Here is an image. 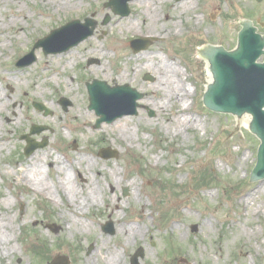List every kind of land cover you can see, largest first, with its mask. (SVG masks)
Here are the masks:
<instances>
[{
	"label": "rangeland",
	"instance_id": "1",
	"mask_svg": "<svg viewBox=\"0 0 264 264\" xmlns=\"http://www.w3.org/2000/svg\"><path fill=\"white\" fill-rule=\"evenodd\" d=\"M18 1L28 15L36 17L35 21L33 17L24 18L15 28L6 29L7 16L13 12L14 5L10 1L0 2V39L3 34L12 36L18 32L20 36L19 40H6L5 49L0 45V75L13 71L16 72L13 76L19 77L13 89L0 84L1 91L14 98L13 106L20 117L15 125L8 126L6 115L11 107H2L0 134L7 135L10 142L0 153V215L9 216L11 227H1V230L10 235L13 252L6 258L0 257V264H50L65 260V257L69 258L65 264H85L87 260L100 264L105 251L110 255L116 253V264H131V255L138 248L143 253V257L138 258L139 264H264V212L254 214L252 211L264 202V182L252 186L249 181L259 141L247 129V116L240 126L234 117L216 115L203 107L202 93L209 78L206 62L196 54L203 40L232 49L240 19L264 22V0L261 3L255 0H191L193 10L201 15L191 20L186 16L180 20L176 17L177 11H171L172 4L182 0H162L155 4L159 19L153 23L147 19L136 21L135 13L144 9L148 0L128 2L131 12L126 17L113 16L103 6L104 0L88 3L80 0L72 11L65 8L66 11H62L65 13L53 14L37 0H14ZM108 11L110 21L103 26ZM164 13L173 14V19L166 21ZM40 15L41 21L37 23ZM84 17H93L97 22L92 36L69 49L77 54L73 62L69 61L72 68L66 67L67 82L71 81L68 87L51 59L64 52L45 55L41 48L34 49V60L29 53L37 40L71 19L83 22ZM129 17L133 24L128 23ZM180 21L189 23L191 30L187 25L177 24L180 32L167 34L172 23ZM135 31H153L165 37L164 43L155 42L141 52L158 55L154 58L155 64L167 59V63L179 67L170 77L185 84L188 95L182 102L175 98L168 103L161 101L164 72H167L163 68L144 67L148 58L140 61L138 53L130 50L128 40ZM260 31L264 33V29ZM30 60L27 66H16V63ZM54 73L57 79L53 76L52 83L36 89L38 79ZM122 73L124 78L118 79ZM146 75L147 80L144 79ZM97 79L110 86L128 84L135 90L139 98L134 108L129 107L134 113L103 122L99 128H95L96 113L94 119L84 122L72 120L71 110L95 112L88 109L86 88ZM66 86L70 90V101L64 109L61 102L53 98L55 92L63 91ZM35 90L39 95L33 96ZM35 102L45 104L48 114L34 108ZM181 107L190 108L189 113L200 120L199 129H183L179 135H173L172 127L167 128L166 123ZM149 110L153 112L151 116ZM55 113L61 115L63 122L59 129H56ZM44 118L50 123L44 122ZM122 118H129L127 124L136 132L131 142L116 138L112 124ZM205 123L207 128H204ZM33 124L44 130L31 137L37 141L45 137L48 140L46 147L34 153L49 151L61 157L68 167L74 168L69 172L76 177L79 186L83 187V174L92 182L98 177L102 186L99 195L103 200L99 199L98 205L88 208L80 217L89 225L87 232L75 233L74 229H68L72 221L66 205L55 204L43 193L35 192L30 184L16 180L19 176L17 166L27 160L23 154L25 141L20 137L29 133ZM101 148L115 149L118 157L101 158L98 154ZM84 157L91 159L94 167L88 169L82 160ZM112 169L118 171L115 180L110 174ZM95 170L102 175L96 176ZM47 174L49 184L54 177L50 172ZM257 188L262 191L246 204L243 201L246 195L256 192ZM126 189L127 195H124ZM110 199L114 204H110ZM21 213L24 214L22 220ZM108 220L113 222V235L102 230ZM131 224L139 225L142 235L126 237L118 232V228ZM192 225H197L196 231H192ZM243 230L255 232L247 244L248 238L241 233ZM183 233L186 234L184 238L181 237ZM103 240L106 250L101 248ZM91 245L93 249L87 255L85 250ZM257 247L260 249L254 252Z\"/></svg>",
	"mask_w": 264,
	"mask_h": 264
},
{
	"label": "bare ground",
	"instance_id": "2",
	"mask_svg": "<svg viewBox=\"0 0 264 264\" xmlns=\"http://www.w3.org/2000/svg\"><path fill=\"white\" fill-rule=\"evenodd\" d=\"M10 1L14 5V10L7 16V23L5 26L6 29H13L15 28L21 21L24 20V18L31 19L33 17V21H35L34 14L33 15H28L26 13V9L22 3L14 2V0H0V2H7ZM80 0H37V3H39L41 6L46 7L50 13H58L62 11H66L65 8L68 11H72L74 6L80 4ZM85 2H89L90 0H84ZM137 1V0H136ZM140 3L142 2L141 0L139 1ZM147 4L145 5V8L140 10L136 15L137 19L136 21L138 22V19H147L150 21V23H153L155 19H159V14L157 11V7H155L156 3H161L162 0H148L145 1ZM135 3V0H134ZM193 4L191 3V0H183L179 3L172 4L171 6V11L173 13L177 11L176 17H179L178 19H181L183 16H186L190 20L192 18H201V15H198L194 10H193ZM65 13V12H62ZM39 16V15H38ZM164 19L166 21L173 19L174 15L171 13H164ZM38 20L36 22L41 21V15L40 17H37ZM40 18V19H39ZM132 21V22H131ZM118 22V21H117ZM197 22V21H196ZM129 24H133V19L129 17L128 19ZM198 23V22H197ZM177 24H181L182 27V22L180 21L179 23H172V28L167 30L168 33H174L175 35L180 32V27H177ZM125 28H129V26H124ZM177 31H174V30ZM138 33L139 31H135ZM133 32V33H135ZM147 34H151L150 31L146 32ZM16 39L19 40L20 36L17 34L11 35H2L0 39V45L5 49L4 44L6 43V40H11V39ZM126 38V37H125ZM121 47V46H120ZM77 51L73 50H67L64 53L51 58L52 60L55 61V69H60L59 75H63L62 82L66 83L68 87L71 85V81H68L69 75L68 72L66 71V67L72 68V63L76 57L74 58V54ZM77 54V53H76ZM138 60H143L145 58H148V62L144 65V67H152L155 68V70L163 68L164 74H166V77H164V84L162 85V89L164 92L163 97H161V101L164 100V102L168 103L169 99L175 98L176 101L182 102L184 99L187 98L188 92L186 90V87L184 82L181 80H172L173 71L175 68H179L177 65L169 64L167 63V60L165 61H159L157 64H155L154 58H158V55L150 53L147 55L145 52H140L137 55ZM57 60V61H56ZM62 61L63 63H61ZM60 62V63H59ZM155 64V65H153ZM157 65V66H156ZM155 66V67H154ZM94 71V69H93ZM138 71V70H137ZM13 74H16V72H11L8 75H0V84H4L6 86L14 88L13 83L18 82L19 83V77L18 76H13ZM20 74V73H19ZM21 75V74H20ZM22 76V75H21ZM53 76L56 77V73H54L51 76L43 77V79H38L39 81L36 82V89L40 88L41 86H47L49 83H52L51 80ZM118 79H123L124 75L123 73L118 75ZM171 76V77H170ZM176 76V74H175ZM168 77V78H167ZM210 78V77H209ZM34 83V81H33ZM67 86L64 87L63 91H57L55 92V98L53 100H60L63 98L69 99L70 95V90ZM159 88V87H158ZM157 91V90H156ZM156 93V92H155ZM39 95L37 93V90L33 91V96ZM14 98L10 96L9 94H4L1 91V85H0V113H2V107L4 106H9L11 107L9 114L6 115L9 119V124L10 125H15L16 122L20 119V117L17 115V108L13 106L14 104ZM178 102V103H179ZM45 105V104H44ZM71 106V105H70ZM53 107V106H51ZM190 108L186 107H181L176 110L175 114L167 120V128L168 126L172 127V133L173 135H179L183 129L186 131L192 130L195 131L199 129V124L200 120L195 118L191 113H189ZM55 116L57 117V122L55 123L56 129H59L63 127V122L61 120V115L59 113H55ZM95 118V112H87L86 111H75L71 110V119L72 120H77L80 119L82 122L89 120V119H94ZM129 118H122L119 120H116L113 124L112 127L116 129V138L121 140H131L133 137L136 135V132H133L132 128H129V125L127 124ZM44 122H47L48 124L50 123L48 118H44ZM55 125L53 127L55 128ZM207 126V123L204 124ZM110 128V127H106ZM168 131V130H167ZM134 133V134H133ZM7 135L5 134H0V153L3 150V148H6L8 146V142H10L9 138H6ZM5 141V142H2ZM129 142V141H128ZM83 161L86 162L87 168L94 167V163L91 159H88L84 157L82 159ZM157 161L159 158L156 159ZM94 164V165H93ZM79 165V164H78ZM45 166L48 167L45 170ZM19 170V176L16 179L18 182H26L30 184L35 192L38 193H43L45 197H48L53 201L55 204H60L63 203V205H66V207L71 211V223L68 225V229H74L75 233H80V232H87L89 230V225L80 219V217L86 213L87 209L90 207H93L95 205H98L99 199L101 200L102 197L99 194H102V186L98 183V180L94 178V182L90 181L86 174H83L84 176V182L83 187L79 184H76V177L74 175H71L70 172L74 170V168L71 169V167H68L64 160L57 156H54L52 152L49 151H43L41 153L36 152L33 153L31 156L27 157L26 163L18 165L17 168ZM70 171V172H69ZM46 172V174H45ZM50 172L54 179L50 180L49 184L46 182L47 179V173ZM117 169H112L110 170V174L112 175V178L115 180L116 174H117ZM6 173V172H5ZM96 176H101V172L95 170ZM117 180V179H116ZM115 182V181H114ZM116 183V182H115ZM80 189V190H79ZM257 191H253L254 193H249L246 195L244 198V202L246 204H249V201L251 198L254 197L255 194H258L260 190L262 191L261 188H257ZM100 196V197H99ZM137 197L135 198V200ZM103 200V199H102ZM138 200V199H137ZM7 201H9L7 199ZM111 203L114 204L115 201L110 199ZM254 214L261 213V211L264 212V202H260L253 210ZM248 213V211H247ZM24 214L21 213L20 219H23ZM128 227H120L118 228V232H121L124 234V236L129 237L130 235L132 237L142 235L143 231H140V226L135 224L134 225H127ZM2 228H9L11 227V222L10 218L7 215H0V230ZM122 228V229H121ZM243 236H246L248 240L245 241V244L249 241L250 237L255 236L254 231H242L241 232ZM185 233L181 234V237H185ZM123 246L126 245V238L124 239ZM11 241V237L6 231L1 230L0 231V257L6 258L8 257L12 252H13V247L11 244H9ZM103 245L102 249L104 250L106 248V243L103 240ZM260 247L255 248L254 252L259 250ZM106 250V249H105ZM116 253H113V255H110L108 251H105V253L101 256L100 259V264H116L118 260ZM91 260H87L85 264H93L90 262ZM253 264V263H251Z\"/></svg>",
	"mask_w": 264,
	"mask_h": 264
},
{
	"label": "water",
	"instance_id": "3",
	"mask_svg": "<svg viewBox=\"0 0 264 264\" xmlns=\"http://www.w3.org/2000/svg\"><path fill=\"white\" fill-rule=\"evenodd\" d=\"M241 25L242 29L238 34L237 46L234 49L227 51L222 47L205 46L198 51V54L207 61V67L212 79L206 85L204 95L202 93L203 104L212 111L229 113L236 116L237 119H240L243 114L251 116L248 129L260 140L256 164L250 178L251 181H256L264 178V61L261 63L257 62V59L262 55L264 56V37L255 33L256 29L252 28L251 22L246 21L241 23ZM87 26V23L82 26L77 21L69 23L51 32L49 36L39 41L36 46H44L43 51L46 54L65 51L90 34V30L86 28ZM59 38L62 39L59 42H63L60 46L56 44ZM51 44H54V48H52ZM130 46L136 52L140 49H145L147 41L134 40L131 41ZM32 54L31 52L30 55ZM21 62L18 65L25 66L30 64L31 60L28 63ZM88 91L91 108L96 107L98 112H101V107L96 104L97 96L122 93L127 96L123 106L133 108L135 107L134 101L139 96L136 93L133 94V90L127 85L109 88L105 82L97 80L88 85ZM61 102L64 107L69 104L65 99H62ZM34 106L39 110L44 109L43 105L39 103L34 104ZM129 107L126 108L128 111L124 113H134L133 108L129 109ZM122 113L119 112L112 116L100 114L101 118L98 120L97 126L99 122L103 120L111 121ZM221 113L215 114L224 115ZM243 122L244 118L242 117V120L239 121L240 126ZM40 130L41 128L32 126L31 133H39ZM22 138H25L27 143L24 149L26 156L33 153L35 149L45 147L47 144L46 138L42 142H35L28 135H24ZM116 155V152L110 149H102L100 151V156L105 159ZM259 182H264V180ZM259 182H252L251 184L255 186ZM105 228L107 232H113L111 222H108ZM192 229L194 230L195 226ZM53 231L56 232V229H53ZM142 255V249L139 248L131 258L132 264H137L136 258ZM66 260L56 261L55 264H65Z\"/></svg>",
	"mask_w": 264,
	"mask_h": 264
}]
</instances>
